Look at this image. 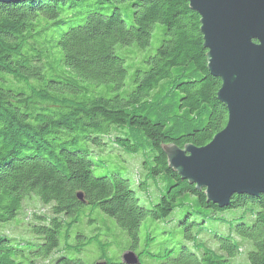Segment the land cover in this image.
Masks as SVG:
<instances>
[{
  "label": "trees",
  "instance_id": "trees-1",
  "mask_svg": "<svg viewBox=\"0 0 264 264\" xmlns=\"http://www.w3.org/2000/svg\"><path fill=\"white\" fill-rule=\"evenodd\" d=\"M200 19L188 0L0 3V229L19 221L28 200L48 206L47 215L26 222L30 239L0 230V264H40L52 255L51 264H127L108 258L120 241L135 264L142 254L172 264H237L243 240L251 246L248 264H264V194H234L220 208L169 166L164 150L205 146L228 120L217 98L222 82L207 67ZM101 146L145 153L147 175L138 186L167 181L152 208L140 204L120 170L96 174L104 169ZM186 204L193 209L184 231L196 229V251L181 244L155 254L150 231L146 251L138 253L142 223ZM243 207L251 220L241 214L230 228L240 241L231 234L198 238L204 226H197L212 214ZM96 209L123 232L92 218ZM82 221L94 227L91 234L78 232L71 241ZM90 245L101 263L80 257Z\"/></svg>",
  "mask_w": 264,
  "mask_h": 264
},
{
  "label": "water",
  "instance_id": "water-1",
  "mask_svg": "<svg viewBox=\"0 0 264 264\" xmlns=\"http://www.w3.org/2000/svg\"><path fill=\"white\" fill-rule=\"evenodd\" d=\"M25 0H0L16 3ZM200 15L208 70L219 77L224 129L205 146L164 148L169 166L220 208L234 194H264V0H188ZM82 199V195L78 196ZM127 264L138 263L129 251Z\"/></svg>",
  "mask_w": 264,
  "mask_h": 264
},
{
  "label": "rangeland",
  "instance_id": "rangeland-1",
  "mask_svg": "<svg viewBox=\"0 0 264 264\" xmlns=\"http://www.w3.org/2000/svg\"><path fill=\"white\" fill-rule=\"evenodd\" d=\"M154 45H158V42H155ZM97 150L99 151L98 159L105 161L104 169L97 170V175L110 173L113 170H120V173L122 175L125 174L132 180V187L139 196L140 204L145 205L147 208H152L155 203L160 200L161 195L165 192V188L167 185V181L162 177L149 179L147 181L146 188H140L138 186V181L144 180L147 175L144 164L145 153L143 151H139L138 154H132L125 152L119 147L118 149L113 150L109 146H101L98 147ZM139 174L141 176L140 179ZM189 199L193 200L192 197ZM24 206V215L20 216L19 221L16 222L14 226H11V221L8 222L9 224L5 223L7 224L6 228L0 229L1 231L9 235L16 236L17 238H31V236H29L27 233L28 228L26 227V222L28 224V222L30 221H35L34 213L38 215H47L48 206L42 205L36 198L28 200V202H25ZM192 209V205L186 204L182 208H176L168 218L155 220L151 216L148 217L141 225L143 240L141 245L137 248L138 253H144L146 251V232L149 233L150 231H152V236L155 237V240L151 245V250L155 254L165 252L166 247H175V245L181 244L188 246L190 250L195 252L196 246H194V241L190 238V232L196 235V229L193 228L190 232H185V224L183 222L186 212ZM244 211L245 207L232 208L215 213L213 212L214 214H212L211 216H214V218H207L208 220L205 224L202 223L197 226H204L203 233L199 235L198 238H202V240H204L207 238L212 239L216 234L222 236L231 234L232 236H234L235 240L240 241V238L235 236L230 228L232 223L231 221H233L235 217L240 216L241 214L244 215V221L251 220V215L247 213L244 214ZM91 217L96 219L99 223L108 222V224L113 227L115 231L123 232V230L118 226L115 218L107 216L100 209L94 210ZM93 228L94 227L90 226L87 221H82V223L76 225L71 232L70 240L77 241L78 232H84L86 235H90ZM80 240L83 241L84 239L80 238ZM125 243L126 241H120V243H118L119 245H121L120 247H118L119 245L114 246L111 249L110 256H108V258H115L116 260L122 261L123 256L128 249ZM242 243L244 245L242 246V250L238 254L237 258L235 259V262L237 264H248V251L250 250L248 248H250L251 246L248 243H244V240L242 241ZM95 246L96 245H90L88 248H86V251L78 252L80 254V257L83 258L87 263H94L98 258V255L96 256L95 253L99 254V252L97 251ZM52 256L54 258L57 257V255ZM54 258H52L51 261ZM140 259L142 261V264H172L170 260L166 261L163 258L152 260H150L151 258L147 259L144 254L141 255ZM51 261L40 262V264H51ZM96 262L101 263V260L99 259Z\"/></svg>",
  "mask_w": 264,
  "mask_h": 264
}]
</instances>
